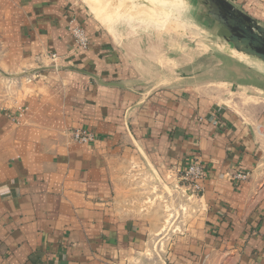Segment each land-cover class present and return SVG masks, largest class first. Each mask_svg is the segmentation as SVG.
Listing matches in <instances>:
<instances>
[{
  "label": "crops",
  "instance_id": "1",
  "mask_svg": "<svg viewBox=\"0 0 264 264\" xmlns=\"http://www.w3.org/2000/svg\"><path fill=\"white\" fill-rule=\"evenodd\" d=\"M131 34L81 0H0V264H264V135L220 100L229 80L150 76ZM194 159L178 230L129 205L133 179L177 183Z\"/></svg>",
  "mask_w": 264,
  "mask_h": 264
},
{
  "label": "rangeland",
  "instance_id": "2",
  "mask_svg": "<svg viewBox=\"0 0 264 264\" xmlns=\"http://www.w3.org/2000/svg\"><path fill=\"white\" fill-rule=\"evenodd\" d=\"M81 1L105 26L119 24L124 35L134 33L135 43L147 48L152 65L150 76L159 79L161 74L168 75V81L192 75L198 81L229 80L231 83H220L217 87L220 100L247 123H255L257 131L264 135V92L243 86L264 85V64L237 53L222 29L210 28L211 25L200 19L197 11L202 6L195 4L194 0ZM229 1L245 13L257 4L249 0ZM260 23L264 25V21ZM133 180L135 194L129 198L135 201L129 205L139 202V205H146L157 221H163L164 217L169 219L167 222L171 223L172 230L179 229L176 226L181 216L192 214L191 209L200 197L187 190L190 182L185 179L172 184L161 179Z\"/></svg>",
  "mask_w": 264,
  "mask_h": 264
},
{
  "label": "water",
  "instance_id": "3",
  "mask_svg": "<svg viewBox=\"0 0 264 264\" xmlns=\"http://www.w3.org/2000/svg\"><path fill=\"white\" fill-rule=\"evenodd\" d=\"M206 16L218 20L224 37L237 53L256 58L264 64V25L236 7L229 0H208Z\"/></svg>",
  "mask_w": 264,
  "mask_h": 264
},
{
  "label": "built area",
  "instance_id": "4",
  "mask_svg": "<svg viewBox=\"0 0 264 264\" xmlns=\"http://www.w3.org/2000/svg\"><path fill=\"white\" fill-rule=\"evenodd\" d=\"M71 31L78 47L81 49H88L90 38L85 27H83L82 25H75L71 27ZM53 57L56 58L57 55L54 54ZM73 139L78 142L88 143L94 141L96 139V136L89 130L76 129L73 132ZM248 175L249 174L247 172H239L235 174L234 177L239 180H246L248 178ZM206 176L207 169L205 164L200 159H194L182 171L181 179H185L190 182V186L187 189L188 191L201 196L203 192V186L201 182L206 178Z\"/></svg>",
  "mask_w": 264,
  "mask_h": 264
},
{
  "label": "flooded vegetation",
  "instance_id": "5",
  "mask_svg": "<svg viewBox=\"0 0 264 264\" xmlns=\"http://www.w3.org/2000/svg\"><path fill=\"white\" fill-rule=\"evenodd\" d=\"M194 1L195 4H197L198 6H202V9L197 11V15L200 17L201 20H203L208 25H211L212 27L210 28H214V27L224 28L223 25L218 20L206 16L207 10L211 9V4L208 0H194Z\"/></svg>",
  "mask_w": 264,
  "mask_h": 264
},
{
  "label": "bare ground",
  "instance_id": "6",
  "mask_svg": "<svg viewBox=\"0 0 264 264\" xmlns=\"http://www.w3.org/2000/svg\"><path fill=\"white\" fill-rule=\"evenodd\" d=\"M144 1V0H143ZM147 2V1H146ZM136 5V4H135ZM136 7H138V5H136ZM140 7V6H139ZM104 13V12H103ZM124 14V13H123Z\"/></svg>",
  "mask_w": 264,
  "mask_h": 264
}]
</instances>
